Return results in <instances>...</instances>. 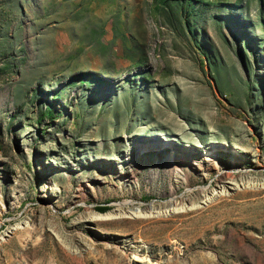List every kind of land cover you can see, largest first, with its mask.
<instances>
[{"label": "rangeland", "instance_id": "1", "mask_svg": "<svg viewBox=\"0 0 264 264\" xmlns=\"http://www.w3.org/2000/svg\"><path fill=\"white\" fill-rule=\"evenodd\" d=\"M0 264H264V0H0Z\"/></svg>", "mask_w": 264, "mask_h": 264}, {"label": "trees", "instance_id": "2", "mask_svg": "<svg viewBox=\"0 0 264 264\" xmlns=\"http://www.w3.org/2000/svg\"><path fill=\"white\" fill-rule=\"evenodd\" d=\"M50 114H51V110L48 109V110H47V115H50Z\"/></svg>", "mask_w": 264, "mask_h": 264}, {"label": "bare ground", "instance_id": "3", "mask_svg": "<svg viewBox=\"0 0 264 264\" xmlns=\"http://www.w3.org/2000/svg\"><path fill=\"white\" fill-rule=\"evenodd\" d=\"M113 219V217H107V220H112Z\"/></svg>", "mask_w": 264, "mask_h": 264}]
</instances>
